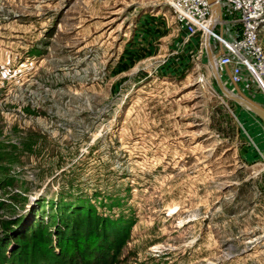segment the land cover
Wrapping results in <instances>:
<instances>
[{
  "label": "rangeland",
  "instance_id": "374dc122",
  "mask_svg": "<svg viewBox=\"0 0 264 264\" xmlns=\"http://www.w3.org/2000/svg\"><path fill=\"white\" fill-rule=\"evenodd\" d=\"M206 34L167 0H0V218L62 193L132 220L119 264H264V129Z\"/></svg>",
  "mask_w": 264,
  "mask_h": 264
},
{
  "label": "trees",
  "instance_id": "16d2710c",
  "mask_svg": "<svg viewBox=\"0 0 264 264\" xmlns=\"http://www.w3.org/2000/svg\"><path fill=\"white\" fill-rule=\"evenodd\" d=\"M9 156L1 153L0 164ZM18 185L14 176L0 171V192ZM56 197L55 202L48 197L47 211L39 206L41 217L25 226L16 218H0V264H119L132 220L113 219L84 199ZM8 206L0 199V210Z\"/></svg>",
  "mask_w": 264,
  "mask_h": 264
},
{
  "label": "built area",
  "instance_id": "2783aa9c",
  "mask_svg": "<svg viewBox=\"0 0 264 264\" xmlns=\"http://www.w3.org/2000/svg\"><path fill=\"white\" fill-rule=\"evenodd\" d=\"M217 1L221 14L211 25V7L207 0H167V5L173 11L177 24L189 35L205 31L227 48V52L216 58L218 72L232 64L231 80L239 83L244 70L264 96V47L258 40V31L264 26V0ZM223 19L235 27L233 43L212 30L213 25L223 23Z\"/></svg>",
  "mask_w": 264,
  "mask_h": 264
},
{
  "label": "crops",
  "instance_id": "0c3cea01",
  "mask_svg": "<svg viewBox=\"0 0 264 264\" xmlns=\"http://www.w3.org/2000/svg\"><path fill=\"white\" fill-rule=\"evenodd\" d=\"M234 28L235 27L227 19H223V23L220 22L217 24L218 34L221 35L229 43L234 42V36H233ZM258 40L264 47V26L260 27L258 31ZM208 45H209V50L211 51V53H213L214 55H217V57L221 55L220 54L221 49H223V52H227V48L224 46H221V44L218 41L209 40ZM204 56L206 57L208 61V54H207L206 46L204 47ZM231 68H232V64L225 66L222 71L218 72L220 81L223 84V86L233 95H239V96L244 95L245 97H248L252 99L253 101H255L256 103L264 106L262 103L264 101V96L257 90V87L254 85L253 80L243 70L242 81L239 83H234L231 80V74H230ZM231 100L234 106L239 105L233 99ZM255 117H256L258 124L259 125L261 124V128L263 130L264 129L263 122L260 120L258 116L255 115ZM262 151L264 154V149Z\"/></svg>",
  "mask_w": 264,
  "mask_h": 264
},
{
  "label": "water",
  "instance_id": "95a60500",
  "mask_svg": "<svg viewBox=\"0 0 264 264\" xmlns=\"http://www.w3.org/2000/svg\"><path fill=\"white\" fill-rule=\"evenodd\" d=\"M207 2L211 7V18L210 19H212L214 14H216V16H217L215 19V21H216L217 18H219L220 14H221L220 5H219L217 0H207ZM208 41H209V36H208V34H206L205 35V46H206L207 54H208V64L211 68V71H212L213 77L215 79L216 85L219 88V90L221 91V93L224 94L226 97L233 99L239 105H242L243 107L250 110L253 114L258 116L264 124V106L256 103L255 101H253L252 99H250L248 97H245L244 95H240V96L239 95H233L223 86V84L220 81L219 73H218V70L216 67V63H215L217 55H214L209 50ZM222 53H223V49H221V51H220V54H222Z\"/></svg>",
  "mask_w": 264,
  "mask_h": 264
},
{
  "label": "bare ground",
  "instance_id": "6f19581e",
  "mask_svg": "<svg viewBox=\"0 0 264 264\" xmlns=\"http://www.w3.org/2000/svg\"><path fill=\"white\" fill-rule=\"evenodd\" d=\"M216 17H217L216 14H214L213 17H212V19L209 20L210 25H211L212 23H214ZM215 61H216V60H215Z\"/></svg>",
  "mask_w": 264,
  "mask_h": 264
}]
</instances>
